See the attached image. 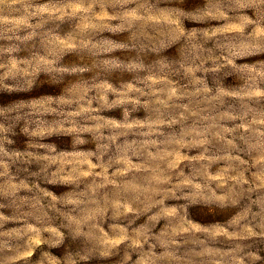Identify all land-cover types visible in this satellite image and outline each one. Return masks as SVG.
<instances>
[{"label": "rangeland", "instance_id": "1", "mask_svg": "<svg viewBox=\"0 0 264 264\" xmlns=\"http://www.w3.org/2000/svg\"><path fill=\"white\" fill-rule=\"evenodd\" d=\"M0 264H264V0H0Z\"/></svg>", "mask_w": 264, "mask_h": 264}]
</instances>
